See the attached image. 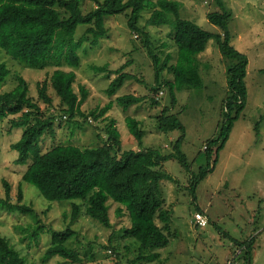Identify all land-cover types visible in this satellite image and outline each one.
<instances>
[{"label": "rangeland", "instance_id": "1", "mask_svg": "<svg viewBox=\"0 0 264 264\" xmlns=\"http://www.w3.org/2000/svg\"><path fill=\"white\" fill-rule=\"evenodd\" d=\"M155 1V0H152ZM182 17L196 22L203 29L217 33L220 28L208 21L206 14L215 9L214 0H179ZM232 11L229 21L231 44L248 58L247 100L245 107L234 121L231 132L220 148L212 171L199 179L193 180L200 168L208 165L205 159L207 140L216 136L218 121L223 116L227 99L228 57L224 56L216 43L210 38L205 50L197 55L198 71L202 80L200 86L173 89L162 85L155 94L158 103L152 102L155 70L160 71L163 80L172 79V73L155 67L148 55L142 38L128 27L127 10L123 13L108 15L105 18L107 34L97 45L84 43L79 49L80 64L75 71L74 90L81 95L84 86L87 96L82 104L84 112L98 111L111 102V108L97 123L100 133L114 121L122 141V149L138 147L126 125V117L131 115L141 122L144 131L143 147H155L161 152H169L179 130L164 132L157 126V115L162 111L168 116H176L184 127V139L181 150L191 163L190 171H185L181 164L171 158L164 162V170L172 174L176 181L164 178L160 182L162 194L166 196L164 208L171 210L169 243L158 251L155 259H140L131 262L138 254V245L133 238L124 236L123 228L130 224L128 213L117 214L118 205L109 199V214L112 226L106 227L98 220L83 212L75 219L71 217L69 200L53 201L42 197L38 190L22 181V174L27 169L29 160L24 164L15 162L18 152L11 148L22 132L23 127L12 126V118L20 114L7 115L0 119V195H5L3 179L10 184V197L13 203L17 198L18 187L23 190V203L34 209L35 216L17 208L0 206V235L9 239L11 244L32 264H224L233 254V264H264V211L260 205L259 179H264V0H223ZM92 4L82 2V9L87 11ZM154 7L147 6L141 12L138 26L145 27L155 46L160 62L171 55L169 63L175 62L177 49L173 43V31L167 24H146V19ZM83 28L78 26L77 30ZM1 59L10 68V73L1 85L0 91H8L17 83L21 75L28 83L29 96L39 105L44 116H55L60 112V99L48 85V93L53 98L51 105L38 98L37 83L49 80L57 68L50 65L45 68L23 66L20 62L1 52ZM107 64V69L96 71L92 65ZM160 66V64H159ZM135 76L126 79L124 84L113 94L106 92V87L116 75L118 68ZM64 70L70 66H61ZM160 90L163 91L160 94ZM126 93L144 95L146 98L123 108L115 98ZM173 102V103H172ZM59 119V120H58ZM66 118L54 119L53 129L47 130L39 141L42 152L55 144L67 143L72 139L70 124ZM95 123H84L75 130L80 140L76 143L89 146L93 135L97 139ZM70 135V136H69ZM71 142V141H70ZM171 175V176H172ZM264 183V182H263ZM171 191L168 193V191ZM248 194L253 196L249 199ZM264 208V203L260 205ZM196 207L206 212L209 222L197 225ZM258 209V211H257ZM200 211V210H198ZM39 226L35 237L33 231ZM75 231L66 244L76 249L83 257V263H71L60 256L45 257V250L52 241V229ZM252 241L250 242V239ZM249 242V261L244 259ZM129 247V248H126ZM93 255V256H92Z\"/></svg>", "mask_w": 264, "mask_h": 264}, {"label": "trees", "instance_id": "2", "mask_svg": "<svg viewBox=\"0 0 264 264\" xmlns=\"http://www.w3.org/2000/svg\"><path fill=\"white\" fill-rule=\"evenodd\" d=\"M85 1L92 4L87 11L82 9V2ZM214 5L215 9H210L206 17L220 28L217 33L207 31L196 22L182 17L179 0H0V88L10 73V68L1 59V52H5L23 66L40 69L50 65L57 67L49 80L37 83L38 98L51 105L53 98L47 91L48 85L59 97L60 112L56 116L54 112L50 116L41 113L39 105L29 96L28 83L21 75H17V83L13 88L0 91V119L7 115L20 114V118H12V126L23 127V132L11 144V148L18 152L15 160L17 164H24L30 159L22 174V181L33 185L47 200H69L72 219L82 212L83 206L86 215L106 227L112 226L108 201L110 199L115 202L118 205L117 214L126 212L130 217V224L123 228L124 236L133 238L138 245V254L131 259L132 263L140 259L157 258L160 255L158 249L169 243L171 210L164 208L166 196L161 192L160 182L164 178L176 181L172 174L164 170L166 160L175 158L185 171L191 169V163L181 150L184 127L176 116H168L164 111L157 115V126L160 130L166 133L173 130L181 132L175 139L172 150L161 152L155 147H143L144 131L141 122L128 115L125 119L126 125L138 148L123 150L120 134L113 120L105 125L103 134L99 132L97 125L112 103H107L98 111L93 109L86 113L82 109L87 90L81 86V95L78 96L73 88L76 77L73 67L80 64L78 51L84 43L97 45L107 34L106 16L130 10L126 14L129 17V29L138 33L136 37L142 38L148 55L158 65L155 67H160L162 71L166 69L173 75L172 79L163 80L156 68L155 84L150 98L152 102L158 103L155 94L162 85L170 87L172 94L175 88L201 85L197 55L205 50L210 38L216 39L220 52L230 58L225 68L227 99L223 116L218 121V132L205 145L204 155L208 165L201 167L199 174L195 175V185L206 172L213 170L219 150L228 139L234 121L240 117L247 100L245 76L248 58L230 42L229 21L232 11L223 0H214ZM147 6L154 8L146 19V24H167L172 28L173 43L177 49L173 63H169L170 54L160 62L150 34L144 26H138L141 12ZM80 25L83 28L77 30ZM66 65L71 69L61 68ZM92 67L96 71H103L107 69V64ZM115 73L106 87L109 95H113L126 79L135 76L124 71V67L118 68ZM145 98L144 95L126 93L117 96L115 102L128 108ZM56 117L69 121L70 135H73L71 142L55 144L42 152L39 141L47 130L53 129ZM89 122L95 123L98 129L97 139L93 135L91 145L81 147L76 143L80 139L75 130ZM3 186L5 195H0V206L17 208L36 215L32 207L23 203L21 186L18 187L19 202L16 203L11 201V188L6 179H3ZM196 210L206 215L198 207ZM40 229L42 226L38 225L33 231L35 237ZM50 231L52 241L45 250V257L57 255L71 263L84 262V257L66 244L76 234L75 231L70 228ZM248 243L242 244L247 250L244 256L247 262L250 259ZM0 264L32 263L20 254L8 238L0 235Z\"/></svg>", "mask_w": 264, "mask_h": 264}, {"label": "crops", "instance_id": "3", "mask_svg": "<svg viewBox=\"0 0 264 264\" xmlns=\"http://www.w3.org/2000/svg\"><path fill=\"white\" fill-rule=\"evenodd\" d=\"M264 131V130H263ZM264 179H259L258 181H257V183H258V185L260 184L261 185V188H259V191H258V193H259V199H260V205L261 204H263L264 203ZM171 191L169 190L168 191V193H170ZM253 195L252 194H248V198L250 199L251 197H252ZM165 204H166V202H165ZM258 206V209H261V211H264V208H261V206ZM258 209H257V211H258ZM206 213V212H205ZM206 217H207V214L205 215ZM208 219V218H207ZM233 257H235V254H233L232 256H231V258H229L228 260H232L233 259ZM227 260V261H228ZM227 263V262H226ZM226 263H224V264H226ZM232 264H233V260H232Z\"/></svg>", "mask_w": 264, "mask_h": 264}, {"label": "built area", "instance_id": "4", "mask_svg": "<svg viewBox=\"0 0 264 264\" xmlns=\"http://www.w3.org/2000/svg\"><path fill=\"white\" fill-rule=\"evenodd\" d=\"M160 93L162 92L160 91ZM195 220L198 225H206L208 223L207 217L201 212L196 213ZM162 264H168V263H162ZM226 264H232V260H228Z\"/></svg>", "mask_w": 264, "mask_h": 264}, {"label": "clouds", "instance_id": "5", "mask_svg": "<svg viewBox=\"0 0 264 264\" xmlns=\"http://www.w3.org/2000/svg\"><path fill=\"white\" fill-rule=\"evenodd\" d=\"M162 92V91H161ZM160 94H162V93H160ZM197 223V222H196Z\"/></svg>", "mask_w": 264, "mask_h": 264}]
</instances>
